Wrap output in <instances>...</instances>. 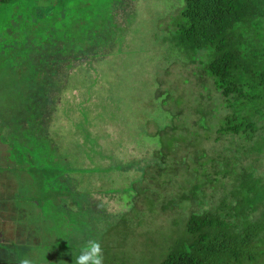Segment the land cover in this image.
Masks as SVG:
<instances>
[{"label":"rangeland","instance_id":"rangeland-1","mask_svg":"<svg viewBox=\"0 0 264 264\" xmlns=\"http://www.w3.org/2000/svg\"><path fill=\"white\" fill-rule=\"evenodd\" d=\"M56 1L0 0V264L18 258L74 264L90 239L101 243L104 264H158L187 246L186 217L214 209L228 194L230 177L222 179L223 187L204 188L202 201L165 212L145 199L157 195L179 203L180 186L191 189L189 176L154 174L145 188L137 168L175 136L192 140L189 151L208 158L232 156L236 149L242 154L240 147L250 144L228 136L217 140L229 110L204 71L211 50L176 45L184 0ZM44 28L52 43L50 72L58 70L43 76L55 84L43 95L37 118L27 109L31 98L21 96L27 93L11 96L15 83L20 86L21 64L10 73L11 50L2 43L13 40L21 51ZM176 151L170 157L180 159L188 149ZM240 160L256 169L263 184L264 152ZM32 161L49 172L33 169ZM56 180L66 191L53 188ZM262 212L252 216L260 219Z\"/></svg>","mask_w":264,"mask_h":264},{"label":"trees","instance_id":"trees-1","mask_svg":"<svg viewBox=\"0 0 264 264\" xmlns=\"http://www.w3.org/2000/svg\"><path fill=\"white\" fill-rule=\"evenodd\" d=\"M67 4L64 2L63 8ZM56 5L62 3L58 0ZM176 22L177 47L192 51L209 48L212 52L204 71L211 77L208 78L215 92L222 97L223 107L229 110L222 122L219 121L217 140L221 136H228L232 142L236 138L250 145L246 149L240 147L242 154L236 149L232 156L220 154L208 158L199 150L195 154L189 151V147L194 145L192 140L184 141L175 136L167 146L156 151L150 161H146L147 164L137 168L140 172L138 181L145 188L148 185L144 183L154 174H171L165 177H173L180 173L189 176L191 189L187 191L188 187L180 186L183 192L179 203L174 204L173 200L165 202L164 196L161 201L159 199L162 198L157 195L150 200L145 199L144 202L151 205L160 203V208L165 212L172 207L185 210L190 204L189 200L195 202L199 198L202 201L205 198L204 188H219L222 179L230 177L229 192L221 196L214 209L200 208L186 217L187 246L173 250L158 264H264V212L260 219L252 216L264 208V183L255 178V168L249 165L245 167L241 164L243 160H240L241 155L250 159L264 152V0H184ZM45 33L46 28L34 40L26 39L21 44V51H16L17 43H11L13 40L2 43V47L11 50L6 58L11 64L10 73L18 69L15 67L18 61L21 64L18 65L22 77L20 86L17 83L13 85L11 96L18 99L21 96L30 97L27 109L37 118L43 115V95L46 96L50 85L55 84L43 76H51L58 70L54 68L50 72L48 51L52 43ZM56 49V62H60L62 49L57 45ZM24 92L27 94L21 95ZM16 93L21 96L18 97ZM177 148H187L188 151L182 152L180 159H175ZM171 154L175 155L170 157ZM33 165L37 171L49 172L46 167L40 166L39 161L33 162ZM209 168L212 172H209ZM59 173L54 170L55 175ZM169 180L163 183L169 185ZM61 183L54 181L53 188L66 191ZM136 190L139 192V188ZM70 194L67 191V196ZM40 199L45 204L48 196L42 192ZM57 203L61 204V201ZM21 260L17 259L18 262ZM18 262L7 260L6 264Z\"/></svg>","mask_w":264,"mask_h":264},{"label":"clouds","instance_id":"clouds-1","mask_svg":"<svg viewBox=\"0 0 264 264\" xmlns=\"http://www.w3.org/2000/svg\"><path fill=\"white\" fill-rule=\"evenodd\" d=\"M104 261V249L95 239L86 241L80 254L74 258V264H104ZM20 264H31V261L25 258L20 261Z\"/></svg>","mask_w":264,"mask_h":264}]
</instances>
